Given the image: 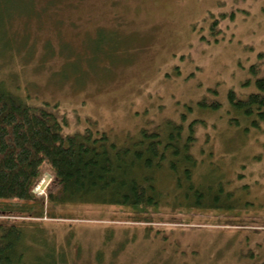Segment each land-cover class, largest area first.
Masks as SVG:
<instances>
[{
  "label": "rangeland",
  "instance_id": "374dc122",
  "mask_svg": "<svg viewBox=\"0 0 264 264\" xmlns=\"http://www.w3.org/2000/svg\"><path fill=\"white\" fill-rule=\"evenodd\" d=\"M261 75L264 0H0V82L53 110L63 134L104 131L118 146L195 121L194 183L220 190L218 205H187L163 175L151 221L117 204L48 205L15 218L44 243L30 249L65 264H264V122L227 98ZM51 178L43 165L33 192Z\"/></svg>",
  "mask_w": 264,
  "mask_h": 264
},
{
  "label": "trees",
  "instance_id": "16d2710c",
  "mask_svg": "<svg viewBox=\"0 0 264 264\" xmlns=\"http://www.w3.org/2000/svg\"><path fill=\"white\" fill-rule=\"evenodd\" d=\"M256 69L250 67L253 74ZM255 85L256 91L245 97L229 90L227 98L236 113L259 126L264 122V76ZM210 106L216 109L219 103ZM195 123L191 121L186 132L181 122L173 121L165 122L160 131L141 128L136 137L118 146L104 131L86 128L63 134L53 110L27 103L0 82V264H31L33 260L65 264L61 253L57 259L52 250L45 256L34 253L30 242L44 244L40 235L30 233L25 220H15L42 217L48 205L117 204L143 213L139 220L151 221L150 209L158 207V181L163 175L184 188L187 205H192L193 198L218 205L220 190L193 180ZM43 165L52 178L44 196H37L33 188ZM28 253H32L29 259Z\"/></svg>",
  "mask_w": 264,
  "mask_h": 264
},
{
  "label": "flooded vegetation",
  "instance_id": "af4514ba",
  "mask_svg": "<svg viewBox=\"0 0 264 264\" xmlns=\"http://www.w3.org/2000/svg\"><path fill=\"white\" fill-rule=\"evenodd\" d=\"M262 76H264V75H261V76H259V77H262ZM257 78H258V76L256 77V79H257ZM256 79H255V80H256ZM189 123H191V121H190ZM189 123H188V124H189ZM260 123H261V122H260Z\"/></svg>",
  "mask_w": 264,
  "mask_h": 264
}]
</instances>
